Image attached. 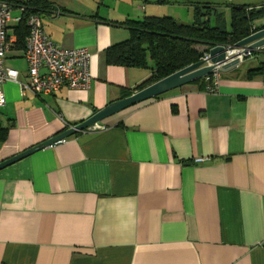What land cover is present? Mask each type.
<instances>
[{
	"label": "crops",
	"instance_id": "obj_1",
	"mask_svg": "<svg viewBox=\"0 0 264 264\" xmlns=\"http://www.w3.org/2000/svg\"><path fill=\"white\" fill-rule=\"evenodd\" d=\"M157 1L47 0L44 33L87 49L90 85L23 97L6 82L0 162L137 92L151 70L109 66L105 52ZM11 33L5 67L24 81ZM261 66L264 48L222 70L215 92L184 85L2 169L0 264H264V74L249 76Z\"/></svg>",
	"mask_w": 264,
	"mask_h": 264
},
{
	"label": "trees",
	"instance_id": "obj_2",
	"mask_svg": "<svg viewBox=\"0 0 264 264\" xmlns=\"http://www.w3.org/2000/svg\"><path fill=\"white\" fill-rule=\"evenodd\" d=\"M6 2V1H5ZM158 0L157 3H164ZM9 4L12 9L23 8L21 20L8 26L16 41L14 51H23L28 35L27 17L40 15L48 8L47 0H29ZM191 4V3H190ZM192 24H182L170 17L146 16L141 20H127L123 25L129 30L127 41L108 48L105 52L109 66L149 69L151 76L134 91L144 88L200 61L203 53L216 46H232L250 36L254 21L264 16V8L248 10V6H230L229 16L218 12L208 3L196 4ZM205 10V12L203 11ZM211 13H214L212 16ZM204 19L202 23L201 19ZM264 28L262 25L259 29ZM257 30V29H256ZM264 74V67L249 71V76ZM199 80V81H203ZM127 93V96H130ZM8 130L0 122V144L6 141Z\"/></svg>",
	"mask_w": 264,
	"mask_h": 264
},
{
	"label": "built area",
	"instance_id": "obj_3",
	"mask_svg": "<svg viewBox=\"0 0 264 264\" xmlns=\"http://www.w3.org/2000/svg\"><path fill=\"white\" fill-rule=\"evenodd\" d=\"M22 13L23 8L19 9ZM12 7L0 0V109L6 105L3 85L6 82H14L19 86L21 96H50L59 92L63 87L69 89H88L90 85L89 64L91 55L86 48L66 49L55 45L44 33L40 15L31 14L27 17L26 25L28 35L25 40L23 59L27 67V78L18 80L15 70L5 67L6 56L10 51V39L8 26L10 25ZM20 17L13 20L16 24ZM253 28V32H255ZM252 32V33H253ZM251 33V34H252ZM225 51L224 62L216 65L213 73L204 78L206 91L215 92L218 87L222 66L238 60L241 63L251 53L244 55L242 50L233 49L231 46H223ZM211 50V49H210ZM203 53L200 61L204 66H212L209 51ZM99 124L93 126L91 131L101 130ZM205 159H197L200 163Z\"/></svg>",
	"mask_w": 264,
	"mask_h": 264
},
{
	"label": "water",
	"instance_id": "obj_4",
	"mask_svg": "<svg viewBox=\"0 0 264 264\" xmlns=\"http://www.w3.org/2000/svg\"><path fill=\"white\" fill-rule=\"evenodd\" d=\"M214 13H212V16ZM264 20V16H261L256 21ZM202 23L204 19H201ZM264 22H260V25L254 26L255 32L250 34V36L246 37L242 41L232 45L230 47L233 49H240L244 55L248 53H252L254 51L260 50L264 48V28L259 29ZM257 29V30H256ZM225 51L226 49L223 46H216L209 51L210 62L212 66H204V61H199L196 64L188 66L183 70H180L171 76L164 78L143 90L137 91L131 96L122 99L120 101L109 104L103 110L94 114L87 121L69 128V130L47 140L37 146H34L8 160L0 162V171L38 151H41L48 147H54L62 143V141L68 139L71 136H74L78 133L84 132L93 126L102 123L104 120L112 117L113 115L120 113L132 106L145 102L147 100L159 97L160 95L182 87L184 85L191 84L193 82L204 79L205 77L211 75L216 67V65H220L224 62L225 59ZM239 64L238 60H235L231 63H226L222 66V70H228L236 67Z\"/></svg>",
	"mask_w": 264,
	"mask_h": 264
},
{
	"label": "rangeland",
	"instance_id": "obj_5",
	"mask_svg": "<svg viewBox=\"0 0 264 264\" xmlns=\"http://www.w3.org/2000/svg\"><path fill=\"white\" fill-rule=\"evenodd\" d=\"M257 0H166L164 3L153 4L148 14L155 17H170L182 24H192L196 21L193 18L192 10L196 4L208 3L218 12H223L226 17L229 16V7L238 5H247ZM191 3V4H190ZM205 12V10H203ZM212 15V13H211ZM18 13L13 11L11 17L14 19ZM147 16V15H146ZM264 22V20H261ZM10 24H15L13 21Z\"/></svg>",
	"mask_w": 264,
	"mask_h": 264
}]
</instances>
